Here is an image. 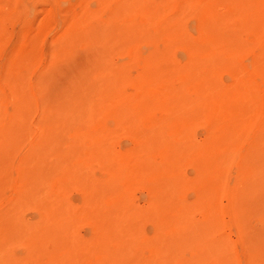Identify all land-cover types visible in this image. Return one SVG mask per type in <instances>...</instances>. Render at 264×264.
<instances>
[{"label": "rangeland", "instance_id": "1", "mask_svg": "<svg viewBox=\"0 0 264 264\" xmlns=\"http://www.w3.org/2000/svg\"><path fill=\"white\" fill-rule=\"evenodd\" d=\"M93 263L264 264V0H0V264Z\"/></svg>", "mask_w": 264, "mask_h": 264}, {"label": "bare ground", "instance_id": "2", "mask_svg": "<svg viewBox=\"0 0 264 264\" xmlns=\"http://www.w3.org/2000/svg\"><path fill=\"white\" fill-rule=\"evenodd\" d=\"M158 23V22H157ZM168 27H170V26H168ZM171 28V27H170ZM135 29V28H134ZM169 29V28H168ZM140 31V30H139ZM138 31V32H139ZM128 32V31H127ZM133 32V31H132ZM166 33V32H165ZM168 33V32H167ZM150 34V33H149ZM129 35V34H128ZM137 36V35H136ZM165 36H167V35H165ZM126 38V37H125ZM127 39V38H126ZM125 39V40H126ZM134 39V38H133ZM162 40V39H161ZM169 40V39H168ZM131 41V40H130ZM140 41V40H139ZM170 41V40H169ZM133 42V41H132ZM131 42V43H132ZM174 42V41H173ZM127 44V43H126ZM169 44V43H168ZM149 46V45H148ZM176 46V45H175ZM204 46V45H203ZM104 47V46H103ZM146 47V46H145ZM144 47V48H145ZM151 47H153V46H151ZM164 47V46H163ZM92 48V47H91ZM143 48V49H144ZM163 49H165V48H163ZM167 49V48H166ZM89 50V49H88ZM87 50V51H88ZM112 50H114V49H112ZM116 51V50H115ZM171 51V50H170ZM85 53V52H84ZM90 53V52H89ZM157 53V52H156ZM161 53H163V52H161ZM160 53V54H161ZM173 53H176V52H173ZM82 54V53H81ZM81 54H79L80 56H81ZM102 54H104V53H102ZM146 54H148V52L146 53ZM83 55V54H82ZM85 55V54H84ZM93 55V54H92ZM139 55V54H138ZM143 55V54H142ZM176 55V54H175ZM181 55V54H180ZM87 56V55H86ZM167 56V55H166ZM169 56V55H168ZM171 56V55H170ZM177 56H179L178 54H177ZM82 57V56H81ZM81 57H79V58H81ZM100 57V56H99ZM140 57V56H139ZM150 57V56H149ZM164 57V56H163ZM152 58V57H151ZM159 58V57H158ZM179 58V57H178ZM181 58V57H180ZM101 59H102V57H101ZM162 59V58H161ZM167 59V58H166ZM173 59V58H172ZM91 60H92V58H91ZM149 61V60H148ZM171 61V60H170ZM173 61V60H172ZM175 61V60H174ZM213 61V60H212ZM121 62V61H120ZM164 63V62H163ZM183 63V62H182ZM186 63V62H185ZM88 64V63H87ZM141 64L144 66V64H146V62L145 63H142V61H141ZM149 64V63H148ZM174 64V63H173ZM190 64V63H189ZM192 64V63H191ZM180 65H181V63H180ZM86 66V65H85ZM90 66V65H89ZM117 67V66H116ZM215 66H214V64L212 65V68H214ZM145 68V67H144ZM160 68V67H159ZM170 68H172V66L170 67ZM179 68V67H178ZM181 68H182V66H181ZM81 69V68H80ZM87 70V69H86ZM154 71V70H153ZM176 71V70H175ZM140 72H141V70H140ZM130 73V72H129ZM128 73V74H129ZM168 73V72H167ZM199 73V72H198ZM140 75V74H139ZM201 75V74H200ZM121 76V75H120ZM125 76V75H124ZM106 77V76H105ZM136 77V76H135ZM180 77V76H179ZM108 78V77H107ZM128 78V77H127ZM64 79V78H63ZM62 79V80H63ZM70 79V78H69ZM68 79V80H69ZM88 79V78H87ZM138 79V78H137ZM162 79V78H161ZM181 79V78H180ZM72 80V79H71ZM96 80V79H95ZM133 80V79H132ZM141 80V79H140ZM73 81V80H72ZM78 82V81H77ZM93 82V81H92ZM133 82V81H132ZM148 82V81H147ZM70 83V82H69ZM118 83H119V81H118ZM134 83H135V81H134ZM66 84H68V83H66ZM84 84V83H83ZM87 84V83H86ZM113 84H114V82H113ZM147 84V83H146ZM146 84H145V86H146ZM154 84V83H153ZM56 85V84H55ZM80 85H81V83H80ZM93 84H91V86H92ZM101 85V84H100ZM149 85V84H148ZM99 86V85H98ZM144 86V87H145ZM80 87V86H79ZM97 87V86H96ZM102 87V86H101ZM263 87V86H262ZM63 88V87H62ZM94 88V87H93ZM98 88V87H97ZM217 88V87H216ZM79 90H81V89H79ZM94 90H96V89H94ZM147 90V89H146ZM184 90V89H183ZM195 90V89H194ZM102 91V90H101ZM108 91V90H107ZM168 91V90H167ZM75 92V91H74ZM73 92V93H74ZM113 92V91H112ZM147 92V91H146ZM221 92V91H220ZM79 93H81V92H79ZM163 93V92H162ZM65 94H67V93H65ZM109 94V93H108ZM155 94V93H154ZM213 94V93H212ZM69 95V94H68ZM168 95V94H167ZM207 95V94H206ZM94 96V95H93ZM104 96V95H103ZM208 96V95H207ZM207 96H205V97H207ZM73 97H75V96H73ZM72 97V98H73ZM85 97V96H84ZM128 97V96H127ZM70 98V97H69ZM68 98V99H69ZM167 98V97H166ZM243 98H244V95H243ZM77 99H79V97L77 98ZM158 99V98H157ZM206 99V98H205ZM240 99V98H239ZM70 100V99H69ZM144 100V99H143ZM61 101V100H60ZM71 102V101H70ZM90 102V101H89ZM149 102V101H148ZM62 103V102H61ZM83 103V102H82ZM92 103V102H91ZM124 103H125V101H124ZM168 103V102H167ZM14 104V103H13ZM13 104H11V108L13 107L12 105ZM169 104V103H168ZM62 105H65V103L64 104H62ZM78 105V104H77ZM77 105H75V106H77ZM135 105V104H134ZM242 105V104H241ZM245 105V104H244ZM66 106V105H65ZM72 106V105H71ZM84 106V105H83ZM88 106H90V104L88 105ZM87 106V107H88ZM91 107H93V106H91ZM193 107H194V105H193ZM193 107L191 108V109H193ZM10 108V109H11ZM73 108V107H72ZM86 108V107H85ZM90 108V107H89ZM94 108V107H93ZM10 109H9V111H10ZM13 109V108H12ZM61 109V108H60ZM65 109H66V107H65ZM71 109V108H70ZM129 109H130V107H129ZM59 110V109H58ZM79 110V109H78ZM82 110V109H81ZM91 110H93L92 108H91ZM178 110H181V109H178ZM204 110V109H203ZM51 111H52V108H51ZM57 111V110H56ZM65 111V110H64ZM76 111V110H75ZM87 110H85V112H86ZM89 111V110H88ZM174 111V110H173ZM82 112H84V110L82 111ZM188 112V111H187ZM192 112V111H191ZM206 112V111H205ZM204 112V113H205ZM241 112V111H240ZM51 113V112H50ZM57 113V112H56ZM75 113V112H74ZM79 113H81V112H79ZM87 113V112H86ZM91 113H92V111H91ZM177 113V112H176ZM203 113V114H204ZM54 114V113H53ZM67 114V113H66ZM68 114H70V113H68ZM67 114V115H68ZM88 114V113H87ZM186 114H188V113H186ZM196 114V113H195ZM238 114V113H237ZM52 114H50V116H51ZM58 115V114H57ZM60 115V117H61V115L62 114H59ZM59 115H58V117H59ZM77 115V114H76ZM89 115V114H88ZM97 115V114H96ZM99 115V114H98ZM73 116V115H72ZM89 116H91V115H89ZM94 116V115H93ZM92 116V117H93ZM193 116V115H192ZM203 116V115H202ZM204 116H206V114H204ZM51 117H53V116H51ZM67 117H70V116H67ZM78 117V116H77ZM181 117V116H180ZM48 118V117H47ZM71 118V117H70ZM70 118H67L68 120H70V121H76L77 119H70ZM80 118V117H79ZM82 118V117H81ZM91 118V117H90ZM143 118V117H142ZM66 119V118H65ZM66 119V120H67ZM88 120H90L89 118H88ZM95 121V120H94ZM93 121V122H94ZM65 122V121H64ZM71 122V123H72ZM78 122V121H77ZM88 122V121H87ZM67 123H68V121H67ZM74 123V122H73ZM108 123V122H107ZM66 124V123H65ZM75 124H79V123H75ZM85 124H86V121H85ZM54 125V124H53ZM57 125V124H56ZM73 125V124H72ZM192 125V124H191ZM50 126H51V124H50ZM63 126H64V124H63ZM79 126V125H78ZM87 127L89 126L88 124L86 125ZM54 127V126H53ZM56 127V126H55ZM65 127V126H64ZM107 127H109V126H107ZM57 128H59V125H58V127ZM70 128V127H69ZM82 128H83V126H82ZM56 130V129H55ZM63 130H65V128H63ZM62 130V131H63ZM72 130V129H71ZM169 130V129H168ZM175 130V129H174ZM45 131V130H44ZM53 131V130H52ZM77 132H78V130H76ZM171 131V130H170ZM54 132V131H53ZM66 133V132H65ZM64 132H63V134L62 135H64L65 134ZM6 134V133H5ZM81 134L83 135V133L81 132ZM59 135H61L60 133H59ZM61 135V136H62ZM11 136V135H10ZM84 136V135H83ZM162 136V135H161ZM164 136V135H163ZM52 137H53V135H52ZM52 137H50V140H51V138ZM57 138H58V136H57ZM97 138V137H96ZM153 138V137H152ZM160 138V137H159ZM164 138V137H163ZM52 139H55V138H52ZM63 139V138H62ZM94 140V139H93ZM190 140H192V139H190ZM47 141V140H46ZM52 141V143H53V140H51ZM50 141V142H51ZM94 141H96V140H94ZM49 142V143H50ZM145 142V141H144ZM149 142V141H148ZM183 142V141H182ZM141 143H142V141H141ZM146 143V142H145ZM145 143H144V145H145ZM181 143V142H180ZM143 145V146H144ZM95 146V145H94ZM51 147V146H50ZM60 147V146H59ZM146 147V146H145ZM180 147H181V144H180ZM143 148V147H142ZM202 148V147H201ZM62 150V149H61ZM61 150H60V152H61ZM136 150V149H135ZM140 150V149H139ZM53 151V150H52ZM173 151V150H172ZM111 152V151H110ZM51 153V152H50ZM92 153V152H91ZM173 153V152H172ZM105 154V153H104ZM141 154V153H140ZM171 154V153H170ZM68 155V154H67ZM35 156V155H34ZM74 156V155H73ZM73 156H71V157H73ZM79 156H81V155H79ZM95 156V155H94ZM99 156V155H98ZM145 155H143V157H144ZM167 156H168V154H167ZM109 157V156H108ZM120 157H122V159H123V156H120ZM29 158V157H28ZM126 159H127V156L125 157ZM139 160V159H138ZM151 160H152V157H151ZM113 161V160H112ZM125 161V160H124ZM170 163V162H169ZM168 163V164H169ZM178 172V171H177ZM131 172H129V174H130ZM137 173V172H136ZM132 174V173H131ZM130 174V175H131ZM166 174V173H165ZM174 174H175V172H174ZM179 174V173H178ZM161 176H162V174H161ZM179 176V175H178ZM163 177V176H162ZM167 183V182H166ZM159 185V184H158ZM168 185V184H167ZM163 187V186H162ZM162 189V188H161ZM166 190V189H165ZM162 192V191H161ZM253 192V191H252ZM207 202V201H206ZM205 204V203H204ZM201 205V204H200ZM94 208V207H93ZM130 208V207H129ZM154 208V207H153ZM173 211V210H172ZM113 217V216H112ZM110 221V220H109ZM209 221V220H208ZM126 223V222H125ZM190 224H193V223H190ZM117 225V224H116ZM190 226V225H189ZM158 227V226H157ZM126 229V228H125ZM142 230V229H141ZM38 231V230H37ZM118 232H120V231H118ZM145 232V231H144ZM184 232V231H183ZM186 233V232H185ZM194 233V232H193ZM179 234H180V232H179ZM176 235H177V233H176ZM183 235V234H182ZM156 236V235H155ZM186 236H188V235H186ZM195 236V235H194ZM188 238V237H187ZM190 239V238H189ZM202 239V238H201ZM51 240V239H50ZM185 240V239H184ZM195 240V239H194ZM130 241H128V243H129ZM172 242V241H171ZM186 242V241H185ZM198 242H200V241H198ZM131 243V242H130ZM170 243V242H169ZM188 243V242H187ZM191 243V242H190ZM201 243V242H200ZM132 244V243H131ZM198 244V243H197ZM49 245V244H48ZM129 245V244H128ZM190 245V244H189ZM210 245V244H209ZM188 246V245H187ZM193 246V245H192ZM195 246V245H194ZM48 247V246H47ZM195 251V250H194ZM205 251V250H204ZM130 252V251H129ZM132 252V251H131ZM190 252V251H189ZM73 261V260H72ZM65 262V261H64ZM94 264V263H93Z\"/></svg>", "mask_w": 264, "mask_h": 264}]
</instances>
